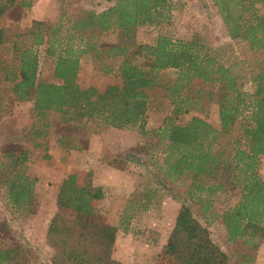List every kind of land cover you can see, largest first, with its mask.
<instances>
[{"label":"trees","instance_id":"trees-1","mask_svg":"<svg viewBox=\"0 0 264 264\" xmlns=\"http://www.w3.org/2000/svg\"><path fill=\"white\" fill-rule=\"evenodd\" d=\"M34 1L0 0V119L12 110L7 96L13 102H31L33 117L29 144L0 153V185L7 202L15 208L33 202L36 179L26 171L29 155L40 148L47 162L51 133L61 149L78 152L85 149L86 142L78 136L88 121L116 129L137 124L142 129L146 110L166 102L167 113L155 131L166 144L163 172L173 182L190 183L162 255L177 264H229L206 223L211 220L207 211L221 194L235 200L219 214L226 239H241L257 250L264 237V179L255 172L258 158L264 156V0H211L227 36L250 51L235 70L232 61L225 64L196 36L158 34L150 44L135 39L137 27L168 21L171 0H115L99 12L83 10L79 17L66 18L68 25L60 18L51 23L7 19ZM109 30L116 31L114 42L92 41ZM83 54L96 61L97 72H115L116 81L101 90L81 87L76 76ZM106 58L115 59L116 66ZM45 64L48 71L43 75ZM169 69L175 76L166 74ZM245 83L250 90L244 89ZM204 102L216 106L217 127L198 114L205 110ZM102 197L90 172L81 184L75 173L56 183L53 200L64 211L53 213L45 228L49 264H125L111 256L117 227L95 216L93 203ZM193 204H199L196 211ZM27 260L18 245L0 248V264Z\"/></svg>","mask_w":264,"mask_h":264},{"label":"rangeland","instance_id":"rangeland-1","mask_svg":"<svg viewBox=\"0 0 264 264\" xmlns=\"http://www.w3.org/2000/svg\"><path fill=\"white\" fill-rule=\"evenodd\" d=\"M114 1L35 0L31 7L19 13L11 12L7 19L20 23H28L30 19L51 23L60 18L63 25H68L66 18L79 17L83 10L99 12ZM171 2L173 6L167 22L136 28L135 39L138 42L150 44L158 34L178 39L196 36L208 48L216 50L225 64L232 61L233 70L241 66L239 59L250 57V51L242 41L227 36L211 0ZM115 36L116 31L109 30L96 34L92 41L97 45L99 42L112 43L116 40ZM42 49V46L38 47L39 62L42 60ZM0 56L4 57L1 51ZM104 61L113 67L117 63L109 58ZM96 65L88 54L79 57L76 79L81 87L93 86L101 90L106 84L116 81L115 72L102 74L96 71ZM47 71L45 64L43 75ZM166 74L175 76L171 69ZM243 87L250 90L249 83ZM5 102L12 105V110L0 119V153L29 144L28 128L33 119L31 102H13L8 96ZM203 104L205 110L198 114L217 127L216 106L207 102ZM167 109V103L162 102L156 109L146 110L142 129L137 124L116 129L88 121L86 130L78 136L82 142H86L85 149L78 152L61 149L56 143L55 134L51 133L46 148L48 161L41 158L44 151L40 148H33L29 155L26 171L36 179L34 199L30 206H11L6 200L5 188L0 185V248L18 245L26 253L27 264H49L51 249L44 242L45 228L53 213L64 211L53 200L56 183L66 174L75 173L77 183L81 184L85 174L90 172L93 184L99 185L103 191L102 199L93 203L95 216L117 227L116 246L111 256L122 257L131 264H146L147 260V264H177L162 255L160 241L171 228L179 201L185 200L184 190L188 189L190 182L188 179L173 182L163 172L166 144L155 131ZM54 116L57 118L56 114ZM3 161L0 156V163ZM255 172L264 179V156L258 158ZM234 201L223 194L213 200L212 208L207 211L211 220L207 218L210 221H206L211 234L228 255L229 264H264V257L257 259L256 250L250 249L241 239L226 240L219 214ZM197 205H192L194 211ZM263 243L264 237L259 246Z\"/></svg>","mask_w":264,"mask_h":264},{"label":"crops","instance_id":"crops-1","mask_svg":"<svg viewBox=\"0 0 264 264\" xmlns=\"http://www.w3.org/2000/svg\"><path fill=\"white\" fill-rule=\"evenodd\" d=\"M102 199V198H101ZM178 209V208H177ZM177 212V211H176ZM175 215H176V213L174 214V216H173V220H174V217H175ZM173 220H172V224H173ZM169 231H170V229H169ZM169 231L164 235V237H163V239L160 241V247H162L163 246V244L165 243V240H166V237H167V235H168V233H169ZM227 240V239H226ZM115 241H116V238H115ZM115 241H114V244H113V247H112V255H113V253H114V249H115V246H116V243H115ZM256 258L257 259H259V258H261V257H264V243L261 245V247L259 246L258 247V249L256 250ZM113 257V256H112ZM115 257V256H114ZM113 257V258H114ZM120 257V256H119ZM114 259H116V260H119V261H121V262H123V263H125V264H131V262H129L128 260H126V259H122V257H120V258H118V257H115ZM147 263H148V260H147ZM146 263V264H147ZM150 264V263H149Z\"/></svg>","mask_w":264,"mask_h":264}]
</instances>
